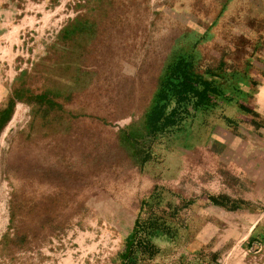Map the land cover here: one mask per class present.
Masks as SVG:
<instances>
[{
    "label": "rangeland",
    "instance_id": "1",
    "mask_svg": "<svg viewBox=\"0 0 264 264\" xmlns=\"http://www.w3.org/2000/svg\"><path fill=\"white\" fill-rule=\"evenodd\" d=\"M224 2L0 0L43 18L0 47V264H122L141 210L138 264H264V0ZM178 61L211 101L160 98Z\"/></svg>",
    "mask_w": 264,
    "mask_h": 264
},
{
    "label": "trees",
    "instance_id": "2",
    "mask_svg": "<svg viewBox=\"0 0 264 264\" xmlns=\"http://www.w3.org/2000/svg\"><path fill=\"white\" fill-rule=\"evenodd\" d=\"M214 79L200 75L197 69H194L191 64L184 61H178L168 72L167 78L162 85L159 93L160 98L168 99L169 96H176L180 101L189 100L191 97H195L199 103H205L212 100L213 96H216L217 89L213 85ZM203 86L202 89L199 87ZM10 110L8 109V115L4 121L0 123V131L5 123L10 119L12 115L13 102L9 103ZM240 107L242 110H246L243 101H240ZM161 109L155 108L151 113V122L155 125L161 121ZM172 117L165 119L167 124L174 123ZM209 199L218 205L226 206V199L224 197L210 196ZM193 201L190 200L189 203ZM235 202V201H234ZM237 203L233 208H236ZM142 211V210H141ZM139 212L135 221L134 227L129 236L122 242L119 250V256L123 260L122 264H138L140 259L138 255L148 254L153 256L159 252V248L152 240V236L157 231L172 234L170 226L165 219L161 221V217L142 218Z\"/></svg>",
    "mask_w": 264,
    "mask_h": 264
},
{
    "label": "crops",
    "instance_id": "3",
    "mask_svg": "<svg viewBox=\"0 0 264 264\" xmlns=\"http://www.w3.org/2000/svg\"><path fill=\"white\" fill-rule=\"evenodd\" d=\"M225 4H228V0H225ZM224 6V5H222ZM264 12V9L262 10ZM7 19L4 20L5 24L0 25V47L2 43H18L21 41V33L31 26H35L40 23L42 18V9L36 10L31 13H19L18 11H7ZM57 14V12L55 13ZM264 14V13H263ZM50 16V15H49ZM57 23L59 22V16L54 15ZM8 45H6L7 47Z\"/></svg>",
    "mask_w": 264,
    "mask_h": 264
}]
</instances>
